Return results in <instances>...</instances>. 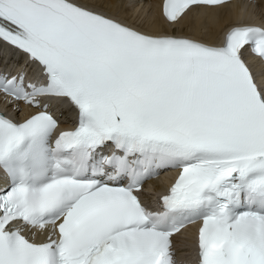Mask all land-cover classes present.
Wrapping results in <instances>:
<instances>
[{"label":"snow or ice","instance_id":"snow-or-ice-1","mask_svg":"<svg viewBox=\"0 0 264 264\" xmlns=\"http://www.w3.org/2000/svg\"><path fill=\"white\" fill-rule=\"evenodd\" d=\"M228 2L162 11L174 25ZM105 7L0 0V48L27 57L0 70V264H175L172 238L189 225L198 264H264V21L211 43ZM21 105L36 111L16 119ZM167 169L149 206L143 185Z\"/></svg>","mask_w":264,"mask_h":264},{"label":"bare ground","instance_id":"bare-ground-1","mask_svg":"<svg viewBox=\"0 0 264 264\" xmlns=\"http://www.w3.org/2000/svg\"><path fill=\"white\" fill-rule=\"evenodd\" d=\"M132 0H105L106 7L104 11L118 18L129 20L140 28L146 29L148 32L160 30H172L181 34H192L204 40H214L218 38L221 32L232 24L257 20L264 14V0H253L256 2L257 17L250 15L251 0H235L227 3L221 9L211 15H201L195 18L185 17L177 24L167 23L161 16L162 0H137V2L128 6L127 3ZM247 2H249L248 6ZM141 4L142 10H147L145 14L137 13V6ZM255 6V4H254ZM253 7V6H252ZM255 8V7H253ZM254 11V10H253ZM255 12V11H254ZM156 183L155 181H152ZM184 236H187L183 239ZM182 240L188 244L189 231L184 233Z\"/></svg>","mask_w":264,"mask_h":264},{"label":"rangeland","instance_id":"rangeland-1","mask_svg":"<svg viewBox=\"0 0 264 264\" xmlns=\"http://www.w3.org/2000/svg\"><path fill=\"white\" fill-rule=\"evenodd\" d=\"M136 2H137V0H132L131 2H128L127 5H128V6H132V5H134ZM248 3H249V2H247V5H246V6L249 5ZM254 4H255V6H254ZM251 5H252L253 7H255V8H253L252 6H250V10H251L250 15H251L252 17H257V16H258V14H257L258 11H257V8H256V2L253 1V0H251ZM253 10H254L255 12H254ZM146 11H147V10H142V9H141V4L139 3V5L137 6V13L142 12L141 15H143V14L146 13Z\"/></svg>","mask_w":264,"mask_h":264}]
</instances>
